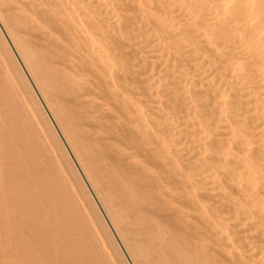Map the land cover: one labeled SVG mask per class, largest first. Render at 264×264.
Instances as JSON below:
<instances>
[{
	"label": "bare ground",
	"instance_id": "bare-ground-1",
	"mask_svg": "<svg viewBox=\"0 0 264 264\" xmlns=\"http://www.w3.org/2000/svg\"><path fill=\"white\" fill-rule=\"evenodd\" d=\"M0 24L123 261L264 264V0H0Z\"/></svg>",
	"mask_w": 264,
	"mask_h": 264
},
{
	"label": "rangeland",
	"instance_id": "rangeland-1",
	"mask_svg": "<svg viewBox=\"0 0 264 264\" xmlns=\"http://www.w3.org/2000/svg\"><path fill=\"white\" fill-rule=\"evenodd\" d=\"M0 39V128L14 127L12 119L23 121L28 127L27 132L18 130L23 142L5 138L10 142L8 149L0 144V264H128L123 261L113 232L103 227V223L107 226L104 218L70 161L57 130L28 81H24L9 47ZM50 200L58 204L59 210L50 205ZM206 206L210 207L207 203ZM205 210L210 220H219L214 208ZM238 246L244 253L250 250Z\"/></svg>",
	"mask_w": 264,
	"mask_h": 264
},
{
	"label": "water",
	"instance_id": "water-1",
	"mask_svg": "<svg viewBox=\"0 0 264 264\" xmlns=\"http://www.w3.org/2000/svg\"><path fill=\"white\" fill-rule=\"evenodd\" d=\"M0 28H1V30H2V32L4 33V35H5V37H6V39H7V41H8V43H9V45L11 46V48H12V50H13V53L15 54V56L17 57V59L19 60V58H18V56H17V54H16V52H15V50L13 49V47H12V45H11V43H10V41H9V39H8V37H7V35L5 34V32H4V30H3V28H2V26H1V24H0ZM19 62H20V60H19ZM21 63V62H20ZM22 65V64H21ZM26 72V71H25ZM30 80V79H29ZM30 82H31V85L33 86V88L35 89V87H34V85H33V83H32V81L30 80ZM36 91V90H35ZM37 93V92H36ZM37 96L39 97V99H40V101H41V103L43 104V102H42V100H41V98H40V96H39V94L37 93ZM43 107L45 108V106H44V104H43ZM45 110H46V112H47V109L45 108ZM47 114H48V112H47ZM49 115V114H48ZM50 117V116H49ZM52 121V120H51ZM53 125L55 126V124L53 123ZM55 128H56V126H55ZM56 130H57V132H58V134H59V136H60V138H61V140L63 141V143L65 144V142H64V140H63V138H62V136H61V134H60V132L58 131V129L56 128ZM66 146V145H65ZM75 165L77 166V164H76V162H75ZM77 168H78V166H77ZM79 169V168H78ZM79 172L81 173V171L79 170ZM81 176H82V178L84 179V181H85V183H86V185H87V187L89 188V190H90V192H91V194H92V196H93V198L95 199V201H96V203H97V205H98V207H99V209H100V211L102 212V214H103V216H104V218H105V220L107 221V218L105 217V214L103 213V210H102V208H101V206L99 205V203L97 202V200H96V198H95V196H94V194H93V192L91 191V189H90V187H89V185L87 184V182H86V180H85V178L83 177V175H82V173H81ZM107 223H108V221H107ZM109 224V223H108ZM109 227L111 228V226L109 225ZM111 231L113 232V230H112V228H111ZM113 234L115 235V233L113 232ZM115 238L117 239V236L115 235ZM117 241H118V239H117ZM118 243H119V245H120V247H121V249L123 250V247L121 246V244H120V242L118 241ZM123 252H124V250H123ZM125 256H126V254H125ZM127 257V256H126ZM127 259H128V257H127ZM128 261H129V259H128ZM129 263H130V261H129Z\"/></svg>",
	"mask_w": 264,
	"mask_h": 264
}]
</instances>
